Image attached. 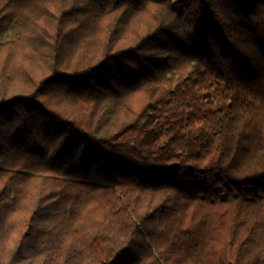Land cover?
I'll use <instances>...</instances> for the list:
<instances>
[{"label":"trees","instance_id":"trees-1","mask_svg":"<svg viewBox=\"0 0 264 264\" xmlns=\"http://www.w3.org/2000/svg\"><path fill=\"white\" fill-rule=\"evenodd\" d=\"M0 264H264V0H0Z\"/></svg>","mask_w":264,"mask_h":264}]
</instances>
